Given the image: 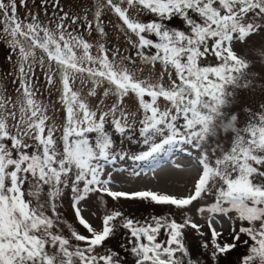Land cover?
<instances>
[{
	"label": "snow or ice",
	"instance_id": "snow-or-ice-1",
	"mask_svg": "<svg viewBox=\"0 0 264 264\" xmlns=\"http://www.w3.org/2000/svg\"><path fill=\"white\" fill-rule=\"evenodd\" d=\"M29 2L0 0V264H264V0ZM129 133L146 150L117 149ZM178 153L186 192L117 187Z\"/></svg>",
	"mask_w": 264,
	"mask_h": 264
},
{
	"label": "rangeland",
	"instance_id": "rangeland-1",
	"mask_svg": "<svg viewBox=\"0 0 264 264\" xmlns=\"http://www.w3.org/2000/svg\"><path fill=\"white\" fill-rule=\"evenodd\" d=\"M40 0H35V7L31 3V0L29 2V8H32L35 10V8L39 7ZM96 0H60V6L64 9V11H68L70 13H80V14H91L95 7ZM24 9H19V14L23 16ZM52 12V9L49 8V13ZM41 19L46 20L43 14H41ZM105 26L108 28L110 35H112L115 38V41L119 42V37L115 36V33L111 32L112 25L108 23V17H105ZM171 27H175L178 29H183L184 25L182 21L177 18L173 21V24ZM87 37V33H85ZM90 39V42L93 39L97 38V34L93 33L92 37H88ZM255 40L258 42L259 38H255ZM8 54L7 46L0 43V73H5L9 70H11L12 65L9 63L5 57ZM15 59V58H13ZM251 104V101L248 102ZM243 120V117H242ZM133 134L129 133V136L127 137H118V140L116 141L117 149H123L125 152L129 154H136L140 151L146 150V146L141 142L140 138L137 137L135 139H132L131 136ZM175 159L177 162L181 163L183 165L182 169H175L172 167L169 163H162L160 168L157 169L155 176L151 172H148L146 176H142L138 179H132L130 182H123L120 177H117V187L122 188L124 190H142L144 188H149L158 192H169V193H184L187 191L188 187L191 185L192 180L197 175L196 169L191 166L189 163V160L187 157H185L183 154H177L175 156ZM122 167H135L134 163L131 160H127L125 162H122ZM108 207H115L119 208L120 210L124 211L126 215H130L135 219L143 220L145 217H149L151 215H162L164 212V209L162 208H155L153 209L151 206L140 203V202H113L110 199L108 200ZM103 205H100L99 207V213L102 214L103 212ZM64 210L65 215L68 219V221L72 222V213L71 210L68 208V202L65 200L64 203ZM98 208L96 206V203L90 201L88 204V213L91 212H97ZM86 213V215L88 214ZM179 219V217H177ZM94 225L98 223L95 218H93ZM75 226V225H74ZM81 231H84L82 228ZM163 239V237H161ZM122 240L121 235H117L114 239L110 240L109 246L113 248H118L119 243ZM189 241L192 244L193 252L197 251V239L192 235L189 234ZM245 249L240 248L239 250L233 252L231 256L229 257V260H236L237 257L242 255L244 253ZM223 264V262H222Z\"/></svg>",
	"mask_w": 264,
	"mask_h": 264
}]
</instances>
